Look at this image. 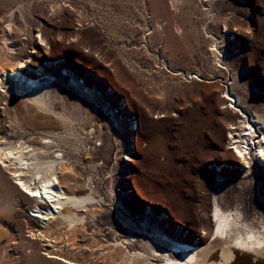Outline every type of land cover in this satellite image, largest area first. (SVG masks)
Listing matches in <instances>:
<instances>
[{
    "label": "rangeland",
    "instance_id": "obj_1",
    "mask_svg": "<svg viewBox=\"0 0 264 264\" xmlns=\"http://www.w3.org/2000/svg\"><path fill=\"white\" fill-rule=\"evenodd\" d=\"M173 1L163 3L170 16L176 11L185 21L186 36L181 29L171 32L177 40L185 36L180 49L165 46L163 19L168 17L156 13L157 0H0V59L6 44L19 72L34 75L43 67L55 79L46 98L53 113L38 109L19 89L9 93L0 86V147L38 146L42 137L60 136L47 152L60 150L78 185L75 193H92L96 200L97 216L85 220L84 241L89 242L78 236L82 247L72 251L79 263L105 264L102 248L130 239L131 233L130 250L146 251L144 234L150 237L154 224L168 236L192 233L197 241L205 233L194 232L195 222L205 217L212 228L217 188L223 210L237 209L247 224L264 222V157L254 150L264 124L250 117L264 118V0H227L218 8L235 18L225 21L226 31L218 19L188 14L203 0H183L180 6ZM211 13H217L215 5ZM63 71L95 86V97L80 96L67 76L59 78ZM166 71L195 75L201 82H184ZM211 85L217 88L209 93L205 86ZM198 96H206L202 116L216 121L199 137L189 135L192 101ZM108 103L117 119L107 112L112 111ZM227 107L250 119L255 130V145L242 165L227 154L236 146L228 139L230 115L220 120ZM0 170L13 185L12 169L2 167L1 160ZM11 197V207L0 211V264H28L33 248L49 255L47 237H60L66 229L42 237L45 228L29 216L34 201L19 190ZM60 239H55L58 248ZM219 248L202 264H212Z\"/></svg>",
    "mask_w": 264,
    "mask_h": 264
},
{
    "label": "bare ground",
    "instance_id": "obj_2",
    "mask_svg": "<svg viewBox=\"0 0 264 264\" xmlns=\"http://www.w3.org/2000/svg\"><path fill=\"white\" fill-rule=\"evenodd\" d=\"M182 2L183 0H178L177 2H175V0L173 1L176 6H180ZM201 2L206 3L205 7L202 3L201 8H198V5H193L191 12H188V14L192 15L199 13L200 15L207 16L212 22L218 19L223 22L225 31L227 30L225 21L232 22L235 20L230 13L223 16L222 11H218V8L224 6L227 0H203ZM157 3L159 8L158 10L156 9V13L161 17H168V20L166 18L163 19V21H165L164 26L167 28L165 46L168 47L170 44H174L180 49L183 46V39H185L186 36L185 30L181 28V22H185L182 14L175 11L170 16L165 10L163 0H157ZM214 5L217 8V13L212 15L211 11ZM176 9L177 7L175 10ZM180 29L184 31L185 36L177 40L171 32L175 30L177 35L180 33ZM7 39L8 38H6L5 41ZM8 48L6 44L1 47L4 51V59H0V86L3 85L6 88V92L9 93H18L16 91L19 89V91L30 98V103L33 102L38 109L53 113V110H51L47 104L46 98L55 79L47 74L43 67H40L34 75L19 72L17 68H14L16 64L14 65V63H11L12 56L7 52ZM186 56L187 54H184L185 59ZM217 57L220 59L226 58L223 52H217ZM187 58H191L190 54H188ZM219 68L223 69L222 67ZM166 72L172 76H181L184 82H191L192 80L201 82L200 79H196L195 75L182 74L181 72ZM62 74L63 75L59 78L62 79V76H67L68 84L74 88L76 87V91H78L80 96L84 97V99L87 98V95L92 98L95 97V86L80 81L74 74H68L67 71H63ZM150 88L151 87H149V89ZM205 88L210 93L211 90L216 89L217 86L211 85L205 86ZM195 97L194 101H192L193 106L190 111L191 117H189V121L192 123L189 135L199 137L204 129L213 128L212 126L214 125L216 126L214 123L216 121L210 119V117L204 118L202 116L204 114L200 108L202 109V104L205 103L206 96H202V98L198 96V99ZM231 100L233 102L229 101L230 103L236 102L235 99ZM210 109L212 112L214 107L211 106ZM225 114L230 115V119L228 118L229 120L226 121L227 125L230 126L228 139L236 145L234 148L235 153L228 151L227 154L242 165L244 164L243 160H246L247 156L250 154V145H255V130H253L250 125V119L246 118L243 114H241L242 116H238L236 113H231L227 107L220 116L221 121L225 120ZM56 115L59 116V114ZM250 117L252 119L251 122H261L264 124V118L258 115L251 114ZM61 118L70 123L67 118ZM113 123L114 122H112V124ZM55 138L58 139L60 136L53 135L51 137H42L38 146L19 142L14 145L0 147L2 167L12 169L11 177L13 178L12 180H14L13 185H11L4 172L2 173L0 170V188L2 189L0 192V211L7 210L11 207V194L14 190H19L35 203L29 210V216L38 221L43 225L42 227L45 228V230L39 232V235L45 237V234L50 231L59 228L66 229L64 233H60V237L55 238H61L58 242V244L62 245L61 247L58 248L55 239L47 237L51 248L48 252L49 255L43 256L38 250L33 248L32 252H29L31 255L25 260L28 264H38L37 261L41 260L59 264H82L78 262L80 260L78 255L72 251H77L82 247V244L78 243V236L85 244L89 242L88 239L84 241L86 237L84 234L85 220L89 219L92 222L97 216V212L93 209L95 208L94 203L96 200L92 193L80 195L75 193L77 190L75 188L78 187V185L76 184L71 168L65 165L66 161L63 160L64 157L62 152L60 150L52 151L51 156L47 152L50 145L57 144L55 143ZM260 138L261 139L257 142L259 147L255 146L256 148L254 150H257L263 158L264 132H262V137ZM83 186H86V184L84 183ZM217 190L218 188L212 195V228L209 230L205 217L199 225L197 222L193 225L194 232L199 229L204 231V237H200L196 241L192 233L191 235L188 233L184 237L168 236L159 229L162 225L158 226L154 224L153 228H151V236L148 237L144 234L145 240L147 239L150 243L148 244L147 241L144 242L146 251L136 252L130 250L132 247L131 242L135 239L133 236L134 234L131 233L129 235L130 239L124 241L115 239L109 247L103 246L104 248H102V250H104L105 253L102 254L101 260L105 261V264H153L154 260L159 262L157 264H202V262L207 259L210 252L216 247H220L218 251L220 250L221 252L238 249L256 256H264V222L258 221L256 225L247 224L240 220L241 215L237 212V209L223 210L216 199ZM161 223L162 222H158V224ZM153 237L155 238V242L152 240ZM98 244H100V242H98ZM68 247H71V249L64 251V249ZM86 247L89 248L88 245ZM92 254L91 252L88 255ZM213 257L211 259H213ZM82 258H85V256ZM93 258L95 257L93 256ZM207 261L208 260H206V262ZM231 262L232 260H230L229 257H224L222 264H232Z\"/></svg>",
    "mask_w": 264,
    "mask_h": 264
},
{
    "label": "water",
    "instance_id": "obj_3",
    "mask_svg": "<svg viewBox=\"0 0 264 264\" xmlns=\"http://www.w3.org/2000/svg\"><path fill=\"white\" fill-rule=\"evenodd\" d=\"M99 96H101L99 94ZM98 96V97H99ZM109 105V103H108ZM110 108H112V111H107L108 113L112 114L115 116V111L114 113L113 112V106L109 105ZM116 117V116H115ZM117 119V117H116ZM119 121V120H118ZM224 257H230V258H243V259H246V262L248 264H264V259L262 258H257L255 255L253 254H245V253H241V252H238L236 250H231V251H226V252H221L219 250L218 254H216L215 257H213V260H212V264H222V261L224 260Z\"/></svg>",
    "mask_w": 264,
    "mask_h": 264
}]
</instances>
